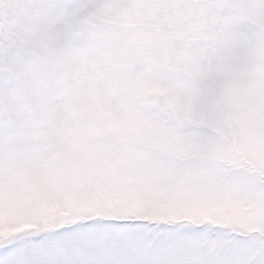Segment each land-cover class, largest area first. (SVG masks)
<instances>
[{"label":"snow or ice","instance_id":"1","mask_svg":"<svg viewBox=\"0 0 264 264\" xmlns=\"http://www.w3.org/2000/svg\"><path fill=\"white\" fill-rule=\"evenodd\" d=\"M0 264H264V0H0Z\"/></svg>","mask_w":264,"mask_h":264}]
</instances>
